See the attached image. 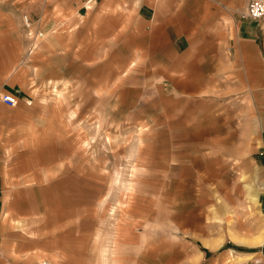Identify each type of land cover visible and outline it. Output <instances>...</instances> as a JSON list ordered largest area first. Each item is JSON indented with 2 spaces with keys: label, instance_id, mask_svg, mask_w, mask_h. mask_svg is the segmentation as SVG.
Listing matches in <instances>:
<instances>
[{
  "label": "rangeland",
  "instance_id": "obj_1",
  "mask_svg": "<svg viewBox=\"0 0 264 264\" xmlns=\"http://www.w3.org/2000/svg\"><path fill=\"white\" fill-rule=\"evenodd\" d=\"M41 5L42 1L0 0V15L16 10L24 16L26 6ZM5 20L0 17V91L7 79L3 71L10 68L8 58L17 54L11 67L19 72L12 84L20 94H14L13 109L0 103L4 154L26 157L47 148L42 141H66L61 147L66 149L64 163L63 155L56 159L52 155L51 171L19 172L8 198L7 221L10 224V217L13 221L7 232L17 246L13 250L38 253L27 264H53L52 256L58 258L55 264H257L251 256L243 257L252 253L262 257L258 264H264V244L249 247L264 229V188L251 200L249 185L259 181L251 179L243 166L256 164L260 180L264 176V90L257 97L245 84L235 89L228 82L226 94L205 95L203 127L190 124L182 132L177 127L168 131L169 137L186 136L191 142L216 138L218 144L192 143L185 155L177 143L172 147L176 154L168 155L162 153L170 148L161 144L162 124L154 121V92L147 83H141L148 95L143 98L144 110L138 112L134 99L121 108L117 81H100L94 88L87 74L81 81H59L57 76L49 80L44 69L39 72L33 64L40 59L43 41L35 21L28 18L26 29L20 18L18 26L6 30ZM8 43L20 48H4ZM257 116L263 126L256 129L260 145L249 152L244 128ZM81 142L87 145L80 148ZM51 148L55 153L59 147ZM169 163L171 177L165 172ZM129 184L126 220L114 243L110 226L125 208Z\"/></svg>",
  "mask_w": 264,
  "mask_h": 264
},
{
  "label": "crops",
  "instance_id": "obj_2",
  "mask_svg": "<svg viewBox=\"0 0 264 264\" xmlns=\"http://www.w3.org/2000/svg\"><path fill=\"white\" fill-rule=\"evenodd\" d=\"M26 1H42L41 6L33 9L26 6L24 10V16L35 21L36 31H41L43 37L40 44L42 54L39 60L33 62L35 68L39 72L44 69L42 72L48 75L49 80H55L53 77L57 76L59 81H81L87 74L85 77L94 88H98L100 81H117L116 96L122 103L120 107H129L131 99H134V103H138V112L146 105L143 98L148 95L145 84L141 83H147L148 90L154 92V121L157 125L159 122L162 124L160 129L164 141L161 144L170 148L162 149V153L175 155L172 147L177 143L184 147L179 153L185 155L190 152L187 147L192 143L197 146L212 142L218 144L216 138L208 140L199 137L191 139V142L186 136L178 140L169 137L171 132L168 131L177 127L180 132L189 129L190 124L196 129L203 127L201 99L205 95L213 92L226 94L228 82L234 83L232 87L235 89H242L245 84L257 97L259 90H264V18L259 22L242 18L249 0ZM87 4L91 7L87 8ZM21 13L16 10L3 12L0 15L6 19L2 22L3 28L10 30L18 26L23 16ZM4 48L18 50L20 47L8 43ZM17 59V54L8 58L10 68L3 71L7 79L1 86L0 97L6 93L13 96L20 94L16 85L12 84L15 81L13 76L19 71L11 65L16 64ZM132 82L137 84L131 87ZM149 83L153 85L148 86ZM60 96L57 92V100ZM0 103L5 108H15ZM74 114L75 111L71 113L72 116ZM262 127L259 116L245 124L244 146L249 152L260 145L256 129ZM41 145H47V148L36 150L26 157L4 154L3 145H0V264H27L30 257L38 255L35 251L27 254L13 250L17 246L13 245V234L7 232L13 218H9V224L7 214L8 198L14 192L19 172L27 175L25 171H51L52 155L55 159L63 155V163L66 160V149H61L66 141L62 144L47 140ZM51 145L59 147L55 153ZM86 145L81 142L79 147ZM171 163L165 169L169 177L172 176L168 172ZM243 166L251 179L259 181L256 186L262 190L264 176L260 180L257 165ZM131 192L129 184L124 190L125 208L119 210L118 218L110 226L114 243L126 220L124 214ZM256 233L257 228L251 238ZM225 236L230 239L235 237L231 233ZM219 243L220 240H217L214 244L217 246ZM228 253L231 255V251ZM248 256L257 264L262 261V257L253 253L243 257ZM51 261L57 263V256H52Z\"/></svg>",
  "mask_w": 264,
  "mask_h": 264
},
{
  "label": "built area",
  "instance_id": "obj_3",
  "mask_svg": "<svg viewBox=\"0 0 264 264\" xmlns=\"http://www.w3.org/2000/svg\"><path fill=\"white\" fill-rule=\"evenodd\" d=\"M90 2V1H88ZM242 18L249 20L251 22H259L264 18V0H249L245 11L242 14ZM24 28H30V22L27 16L22 17ZM34 40L36 39L35 37ZM0 101L9 106L14 107L16 105V99L13 95L6 93L0 97ZM40 264H47L45 261H42Z\"/></svg>",
  "mask_w": 264,
  "mask_h": 264
},
{
  "label": "bare ground",
  "instance_id": "obj_4",
  "mask_svg": "<svg viewBox=\"0 0 264 264\" xmlns=\"http://www.w3.org/2000/svg\"><path fill=\"white\" fill-rule=\"evenodd\" d=\"M257 187L258 186H256V185L249 187V196L251 197V200H254L256 193H258V191L261 190L259 188L257 189ZM233 238H232V240L236 241L235 238L234 239ZM263 243H264V229L261 228V230H259L258 236L253 241L251 240L249 242V245L253 246V247H255V246L259 247V246H262Z\"/></svg>",
  "mask_w": 264,
  "mask_h": 264
}]
</instances>
